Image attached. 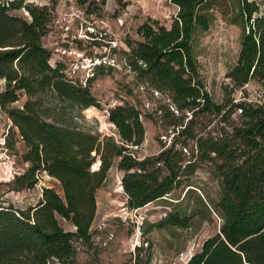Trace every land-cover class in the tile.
Wrapping results in <instances>:
<instances>
[{
	"label": "trees",
	"instance_id": "obj_1",
	"mask_svg": "<svg viewBox=\"0 0 264 264\" xmlns=\"http://www.w3.org/2000/svg\"><path fill=\"white\" fill-rule=\"evenodd\" d=\"M171 1L178 11L170 26L145 21L137 30L141 39L128 41L124 54L139 86L168 96L176 110L170 111V125L182 141L141 158L132 148L142 145L146 129L135 104L110 110L118 138L73 121L69 109L82 114L100 103L88 84L66 75L63 63L50 61L43 38L54 6L0 0V107L27 148L28 166L15 180L19 188L41 189L38 202L23 208L0 187V264H75L80 245H92L96 190L115 159L134 209L181 187L202 162L215 161L223 174L215 204L220 231L188 264H264V11L256 0H239L241 47L219 102L207 88L194 48L196 35L213 23L215 0ZM21 8L27 16L13 13ZM251 82L258 85L256 98L246 89ZM45 173L61 191L40 185ZM60 218L74 230L65 229ZM167 226L188 227L189 216L169 212L149 231Z\"/></svg>",
	"mask_w": 264,
	"mask_h": 264
},
{
	"label": "rangeland",
	"instance_id": "obj_2",
	"mask_svg": "<svg viewBox=\"0 0 264 264\" xmlns=\"http://www.w3.org/2000/svg\"><path fill=\"white\" fill-rule=\"evenodd\" d=\"M256 1L264 11V0ZM25 2L54 6L50 31L43 38L44 45L52 51L50 61L54 66L63 63L66 75L88 84L100 103V108L91 106L82 114L69 109L74 122L118 138L109 113L116 105L128 102L142 112L146 129L142 145L132 148L136 155L144 158L156 154L175 141L179 142L177 146L181 145L182 137L176 136L177 129L170 125V111L174 110L170 99L166 94L139 86L124 54L129 50L128 41L141 39L137 30L145 21L170 26L178 11L171 0H92L90 5H80L77 0ZM238 3L239 0H215L213 23L207 31L199 32L194 42L207 88L219 102L223 99V86L229 81L226 74L236 64L241 47L243 29L238 23ZM13 13L27 16L24 8ZM3 88L4 81L0 80V91ZM246 89L251 98L257 97L255 82L246 85ZM235 95L240 98L243 92L238 90ZM11 126L10 118L0 107V187L7 200L24 208L38 202L41 189L19 188L15 180L28 166L23 160L27 148L17 128ZM118 161L114 160L107 178L96 190L93 242L91 246L80 245L75 264H188L204 241L220 231L221 219L215 204L222 195L223 174L218 164L202 162L181 187L134 209L127 204L121 182L124 172L119 169ZM40 185L61 191L60 183L47 175ZM169 212L188 215L189 226L149 231L153 223ZM60 222L65 229L74 230L65 219L60 218Z\"/></svg>",
	"mask_w": 264,
	"mask_h": 264
},
{
	"label": "built area",
	"instance_id": "obj_3",
	"mask_svg": "<svg viewBox=\"0 0 264 264\" xmlns=\"http://www.w3.org/2000/svg\"><path fill=\"white\" fill-rule=\"evenodd\" d=\"M44 175H47V174L45 173ZM47 176H49V175H47ZM49 177H50V176H49ZM219 218H220V217H219ZM112 237H113V234L110 235V238H112Z\"/></svg>",
	"mask_w": 264,
	"mask_h": 264
}]
</instances>
